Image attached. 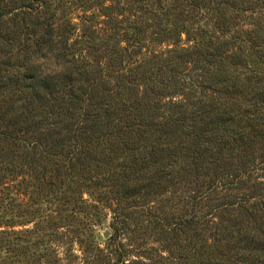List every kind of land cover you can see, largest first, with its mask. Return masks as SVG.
<instances>
[{
    "label": "trees",
    "instance_id": "obj_1",
    "mask_svg": "<svg viewBox=\"0 0 264 264\" xmlns=\"http://www.w3.org/2000/svg\"><path fill=\"white\" fill-rule=\"evenodd\" d=\"M34 1L37 6L31 8L30 14L39 18L40 8L48 3ZM185 7L176 10L174 22L171 20L174 28L168 33L180 36L185 31L191 45L175 44L169 52L173 58H185L192 64L194 74L190 80L194 86L188 90L175 86L171 94L164 95H170L168 102L162 104L156 95L164 87L153 79L151 91L145 89L140 96L134 91L133 99L128 100L124 95L134 87L100 86V77L91 81L88 54L76 62L78 77L74 81L70 82L67 74L61 81L47 77L41 86L33 85L28 104L35 106L27 108L26 104L15 109L12 105L0 110V160L10 148L27 152L40 149L45 154L42 177L52 170L51 166L58 169L67 165L70 170H65L64 175L71 177V171H81L84 165L85 172L93 171L87 176L90 183L112 181L108 193L114 200L115 196L123 198L130 192H141L167 203L173 197L168 194L180 190L184 192L183 205L189 208L188 214L172 222L161 206L157 215L151 213L167 233L165 239L182 236L185 240H177L173 261L264 264V153L258 163L246 166L238 162L243 161L247 144L256 141L264 149V39L259 40L256 28L244 29L239 18L256 11L258 24H264V0H186ZM7 13L0 8V25ZM204 14L213 22L210 33L198 32L190 22ZM54 15L43 20L44 30L37 41L49 48L54 43L60 45V55L73 63L74 56L67 58L71 52L64 37L70 27L68 23L55 26ZM39 22L31 21L34 34ZM132 29L140 41L137 27ZM231 30L233 34L227 38ZM57 33L60 38L55 42ZM247 35L251 37L248 46ZM114 37H107L98 48L93 46V52L102 49L120 57L124 53L120 50L126 49L117 48L120 44L113 41ZM82 77L84 86H74ZM197 88L202 97L193 100ZM177 96L182 99H172ZM40 106L42 114L37 111ZM17 110L21 112L15 113ZM31 161L35 163L34 158ZM215 199L219 202L210 205ZM204 205L206 209H202ZM120 221L123 224L125 219ZM199 228L208 233L204 242L188 238L190 231ZM116 251L124 263L130 248Z\"/></svg>",
    "mask_w": 264,
    "mask_h": 264
},
{
    "label": "rangeland",
    "instance_id": "obj_2",
    "mask_svg": "<svg viewBox=\"0 0 264 264\" xmlns=\"http://www.w3.org/2000/svg\"><path fill=\"white\" fill-rule=\"evenodd\" d=\"M0 1V8L8 12L0 25V110L12 105L15 109H22L26 104L27 108L35 106V103L28 104L33 85L41 86L47 77L61 81L67 74L70 82L74 81L78 77L76 62L88 54L86 63L93 78L91 81L100 77V86L134 87L125 93L127 99L133 97L134 91L138 96L145 89L150 88L151 91L149 85L153 79L164 87L159 93L154 91L160 94L156 97L162 104L168 102L170 95H164L171 94L175 86L186 90L194 86L190 80L194 74L190 70L192 64L185 58H173L169 52L175 44L191 45L185 31L180 36L168 33L174 28L171 20L174 22L176 10L186 8V0H45L48 6L40 8L39 18L30 14L31 8L37 6L34 0ZM255 12L252 15L248 11L239 17L240 23L246 30L256 28L259 40H262L264 24H258ZM51 13L55 14V26L62 27L68 23L70 27L64 37L70 45L71 55L67 52V58L74 56L73 63L60 55V45L54 43L49 48L37 41L39 32L44 30L43 20H48ZM32 20L40 21L35 34ZM191 21L198 32L206 30L210 33L212 30L213 22L205 14ZM180 22L177 18L178 26H181ZM132 26L137 27L140 41ZM58 34L55 42L60 38ZM232 34L231 30L227 38ZM111 35L115 36L113 41L120 44L117 48L126 49L120 50L119 53L124 52L120 57L102 49L93 52V46L98 48ZM193 35L191 33L190 38ZM247 39L245 43L248 46L251 37L247 35ZM154 51L155 55L152 54ZM145 79L148 80L146 83ZM74 86H84L83 77ZM181 97L172 99L177 101ZM192 97L193 100L202 97L201 89L197 88ZM37 111L42 114L43 107H38ZM18 112L21 111H15ZM27 151L10 148L1 155L0 264H133L134 261L159 264L173 261L177 240H185L182 236L171 235L170 240L165 239L167 233H163L151 213L157 215L161 206L167 210L172 222L181 219L189 213V208L183 205L184 192L181 194L178 190L168 194L173 197L167 203L141 192H130L123 198L115 196L114 200L108 193V185L112 181L107 180V184L102 185L90 183L87 176L93 171L85 172L86 166L82 165L84 169L81 171H71V177L64 175L65 170H70L67 165L58 169L51 166L52 170L42 177L40 171L43 170L41 165L45 154L40 149ZM263 153L264 149L255 141L244 147L243 161L238 162L246 166L258 163V157ZM3 156H8V159ZM233 162L235 167L236 161ZM260 174L263 175L262 172ZM236 192L232 191L233 194ZM206 207L204 205L202 209ZM118 213L120 217L116 219ZM123 218L125 222L122 224L120 220ZM190 236L196 242H204L208 233L199 228L198 231H190L188 238ZM125 248H130V251L123 263L116 250ZM172 264L178 262L175 260Z\"/></svg>",
    "mask_w": 264,
    "mask_h": 264
}]
</instances>
